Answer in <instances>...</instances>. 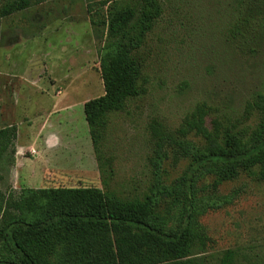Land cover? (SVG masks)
I'll return each mask as SVG.
<instances>
[{
  "label": "rangeland",
  "instance_id": "rangeland-1",
  "mask_svg": "<svg viewBox=\"0 0 264 264\" xmlns=\"http://www.w3.org/2000/svg\"><path fill=\"white\" fill-rule=\"evenodd\" d=\"M97 3L32 0L28 7L0 18V107L15 124V132L18 127L23 133L22 140L33 144L25 154L32 160L17 166L24 171L40 167L44 160L38 158L43 153L39 144L54 140L56 133V160L64 168L43 185L39 177L29 185L2 160L1 188L13 197L27 187L104 188L106 173L99 169L83 110L85 101L104 93L99 71L103 26L90 21L92 15L100 18L102 10L97 15L87 9L96 8ZM160 3L161 16L135 51L143 92L108 115L101 148L102 159L109 160L105 169H112L106 184L123 195L140 193L150 184L156 169L151 158L158 144L166 152L161 164L166 172L160 180L170 184L182 175L187 159L174 154L173 141L182 139L179 130L199 105L207 108L204 125L208 130L214 128V120L222 126L258 121L250 103L264 81V31L240 49L226 36L237 0ZM41 68L40 75L35 73ZM13 90L20 96L19 106ZM22 116L25 123L20 122ZM184 138L197 145L205 143L195 132ZM212 180L202 175L195 183L197 222L205 236L198 253L204 264H215L226 249L237 250L235 264H264V181L242 173L214 188ZM178 213L174 209L172 221Z\"/></svg>",
  "mask_w": 264,
  "mask_h": 264
},
{
  "label": "trees",
  "instance_id": "trees-1",
  "mask_svg": "<svg viewBox=\"0 0 264 264\" xmlns=\"http://www.w3.org/2000/svg\"><path fill=\"white\" fill-rule=\"evenodd\" d=\"M32 0H4L0 18L30 5ZM98 2L88 11L105 37L99 54L104 93L83 103L92 147L102 173L104 188L27 187L16 196L0 186V264H204L199 251L205 236L197 222L195 183L210 175L214 188L240 174L264 181V81L252 96L250 108L258 113L256 124L204 125L205 105L186 118L174 140V154L187 159L181 176L170 184L160 180L166 152L158 144L151 158L153 179L140 193L119 194L107 186L112 169H105L101 148L108 115L143 92L141 63L135 51L162 14L160 0H87ZM256 3V4H255ZM96 4V3H95ZM258 9L259 11L255 12ZM97 30H99L97 28ZM264 31V0H237L236 15L226 36L244 49ZM244 47V48H242ZM195 132L204 145L184 138ZM15 137V127L0 129L2 153ZM14 160L9 159L10 164ZM155 177V178H154ZM1 179V175H0ZM174 209L179 213L172 221ZM235 249L223 251L215 264H235Z\"/></svg>",
  "mask_w": 264,
  "mask_h": 264
},
{
  "label": "crops",
  "instance_id": "crops-1",
  "mask_svg": "<svg viewBox=\"0 0 264 264\" xmlns=\"http://www.w3.org/2000/svg\"><path fill=\"white\" fill-rule=\"evenodd\" d=\"M43 71H44V69L41 68V69H37L35 71V73L37 72V74L40 75L41 72H43ZM22 87L24 88V86H22ZM22 87L20 89H22ZM26 90L23 89L21 92L26 91V93H27L29 91V88H26ZM12 94H13V92H12ZM28 95L31 96L29 93H28ZM14 96L16 97V98L14 97L15 98V104H16V106H19V97L20 96H18V93L16 90L14 91ZM58 102L61 103L62 100H59ZM15 109H16V107H15ZM17 110H18V108H17ZM24 120H25V118H23V116H22L20 119V122L25 123L26 120L25 121ZM14 125L15 124L12 123V119L10 118V116L4 117V114H3L2 109L0 107V129H5L7 127H9V128L14 127ZM49 134H52V133H49ZM22 135H23V133L20 132L18 127H16L15 137L12 138V140L9 142L8 146L6 147V150L1 154L2 155L1 158H4V162L7 165V167H8V165H10L9 166L10 172H15L14 176H16V177H22V178L25 177L26 182H27L25 184H29V185H33V183H36L33 178L36 179L39 177L38 183H41L40 185H43L45 182L48 181V178L51 179V178L58 177V175L60 173H62L64 168L62 167V163L60 161L56 160V157L59 155L57 150H56V146H57V142H58L57 134L54 133V135L56 136L54 140H51L49 142H47L46 140H43L39 144V147L41 146L40 151H43V153H40L41 155L39 154L38 158H40L42 156V158H43L42 160H44V162L38 168L35 165H34V167L28 168L29 171H27V169H26V171H24V169H22L23 167L19 168L17 166V164L19 162H21L22 164H25L26 160H32V159H29V157L25 154H26V149H28L29 146L33 147V144L27 145L25 143L26 140H22ZM28 137H29V135H28ZM36 137H37V133L34 135L33 138H30L31 142ZM45 138H46V136H45ZM29 150H31V149H29ZM32 150H34V152L37 153L36 148L32 149ZM11 158L13 160L15 159V163L13 166L9 162V159H11ZM34 160H36V159H34ZM56 161H58L59 163ZM22 174H23V176H22ZM0 175H1V173H0ZM1 180H2V176H1L0 181ZM0 186H1V184H0Z\"/></svg>",
  "mask_w": 264,
  "mask_h": 264
}]
</instances>
